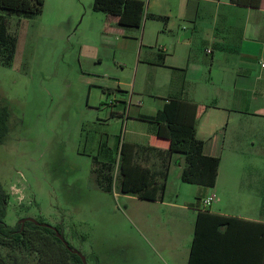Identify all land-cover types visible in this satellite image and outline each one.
I'll return each instance as SVG.
<instances>
[{
    "label": "rangeland",
    "instance_id": "1",
    "mask_svg": "<svg viewBox=\"0 0 264 264\" xmlns=\"http://www.w3.org/2000/svg\"><path fill=\"white\" fill-rule=\"evenodd\" d=\"M93 1L45 0L32 18L8 16L18 40L12 63L0 61V100L10 111L0 141V182L9 194L5 220L15 224L31 216L61 225L90 264L97 263L96 255L100 264H166V252L154 240V212L143 210L149 226L144 227L136 210L139 200L120 190L116 162L113 190L101 188L94 156L100 162L112 154L118 158L116 146L126 128L148 125L139 119L127 125L128 111L154 112L161 106L170 88L173 51L185 60L189 50L209 65L212 54L201 36L210 31L214 13L243 18L248 8L224 0H144L142 25L125 26L115 15L95 10ZM151 12L167 17L153 18ZM192 16L199 29L182 37L194 26ZM160 50L168 53V65L151 61ZM219 72L215 64L213 73ZM261 124L263 118L247 115L231 121L241 127ZM240 134L243 172L261 171L264 164L250 163L260 145H251L250 132ZM178 167L174 158L171 184L182 181ZM10 252L5 254L11 264L33 260L20 250Z\"/></svg>",
    "mask_w": 264,
    "mask_h": 264
},
{
    "label": "crops",
    "instance_id": "2",
    "mask_svg": "<svg viewBox=\"0 0 264 264\" xmlns=\"http://www.w3.org/2000/svg\"><path fill=\"white\" fill-rule=\"evenodd\" d=\"M214 1L217 4L220 2ZM223 2L231 6H244L248 11L243 18H237L234 14L214 13L209 23L210 31L206 36H201L204 50L212 54L209 65L205 58L196 57L194 52L193 56L189 50L186 51L185 60L182 53L174 57L176 50L173 51V64L168 65L167 53L163 66L168 65L172 72L168 85L170 88L161 106L154 112L140 108L134 113L129 110L127 125L138 119L149 123L141 129L127 127L118 141L139 144L141 147L137 149V159L151 166L158 179L162 178L161 173L168 163V178L162 198H141L134 193L124 192L129 198L139 200L136 210L139 222L144 227L149 226L143 220V210L154 212V221L158 224L154 240L166 252V264H188L199 210L208 208L215 213L264 222V168L261 171L255 169L243 172L244 165L240 158V133L250 132L251 145L254 147L259 144L262 149L254 153L250 163L264 164V124L251 127L231 125L233 119L244 115L264 119V0L258 7L240 5L230 0ZM191 20L194 26L189 27L182 37L198 31V18L192 16ZM217 50L221 53H217ZM215 64L222 70L217 75L213 73ZM174 67L184 70H175ZM209 82L216 86L208 85ZM170 96H180L198 103L197 136L204 140L206 154L220 157L213 186L183 179L171 184L172 161L176 158L179 162L178 175L181 177L185 153L169 152L170 140L157 134L158 123L138 116L142 112L155 114ZM127 108L130 109V105ZM115 113L117 116L123 114L112 110V114ZM211 194L214 199L210 204H205L204 198ZM166 238L170 243H166Z\"/></svg>",
    "mask_w": 264,
    "mask_h": 264
},
{
    "label": "trees",
    "instance_id": "3",
    "mask_svg": "<svg viewBox=\"0 0 264 264\" xmlns=\"http://www.w3.org/2000/svg\"><path fill=\"white\" fill-rule=\"evenodd\" d=\"M233 3L258 7L261 0H230ZM45 0H0V61L10 65L13 61L18 36L8 27V16L32 18L42 12ZM93 8L118 17L125 26H141L144 20V0H94ZM153 18L166 15L148 13ZM167 52L158 51L153 63L166 64ZM175 70H184L174 67ZM4 100V99H3ZM0 100V141L9 129V105ZM198 103L180 96H170L155 114L140 113L143 119L158 123L157 134L170 140L169 152L185 153L181 177L188 182L213 186L217 179L220 157L204 152V140L197 136ZM148 147H155L147 145ZM139 144L121 141L116 148L118 158L110 155L99 161L94 156L96 180L101 188L112 191L115 186L114 169L117 163L120 173V190L134 193L141 198H162L168 178V163L158 179L151 166L137 159ZM109 155V152H105ZM116 162V163H115ZM9 194L0 182V264H11L5 254L8 250H20L33 260L30 264H84L81 255L70 249L57 234V229L66 237L59 224L46 225L43 218L27 219L9 224L5 220ZM49 223V222H47ZM51 224V223H50ZM67 239V237H66ZM68 240V239H67ZM72 248H77L69 240ZM7 248V249H6ZM6 249V251H5ZM79 249V248H78ZM12 254V253H11ZM86 254V253H85ZM90 264V258L86 254ZM97 263L100 264L96 255ZM188 264H264V222L247 220L199 210L195 223Z\"/></svg>",
    "mask_w": 264,
    "mask_h": 264
},
{
    "label": "water",
    "instance_id": "4",
    "mask_svg": "<svg viewBox=\"0 0 264 264\" xmlns=\"http://www.w3.org/2000/svg\"><path fill=\"white\" fill-rule=\"evenodd\" d=\"M188 34V33H187ZM27 219H31V220H35L36 222H38V220L35 218V217H31V216H28V217H24L21 219V222L24 223ZM44 224L46 225H52L50 223H47V222H44ZM53 226V225H52ZM57 234L60 236V238L65 242V244L70 248L72 249L73 251L75 252H78L83 261H84V264H89L88 261H87V258H86V255L83 253V251H81L80 249L78 248H72L70 245H69V242L68 240L66 239V237L59 231V229H57Z\"/></svg>",
    "mask_w": 264,
    "mask_h": 264
},
{
    "label": "built area",
    "instance_id": "5",
    "mask_svg": "<svg viewBox=\"0 0 264 264\" xmlns=\"http://www.w3.org/2000/svg\"><path fill=\"white\" fill-rule=\"evenodd\" d=\"M213 199H214V195L211 194V195H208L207 197L204 198V202H205V204H210Z\"/></svg>",
    "mask_w": 264,
    "mask_h": 264
}]
</instances>
